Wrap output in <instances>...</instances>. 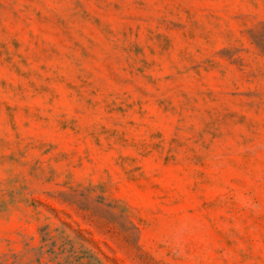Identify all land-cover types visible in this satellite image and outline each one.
<instances>
[{
    "label": "rangeland",
    "instance_id": "1",
    "mask_svg": "<svg viewBox=\"0 0 264 264\" xmlns=\"http://www.w3.org/2000/svg\"><path fill=\"white\" fill-rule=\"evenodd\" d=\"M0 264H264V0H0Z\"/></svg>",
    "mask_w": 264,
    "mask_h": 264
}]
</instances>
